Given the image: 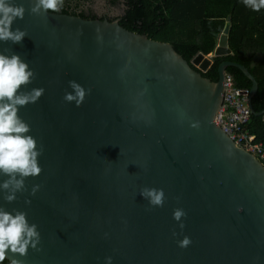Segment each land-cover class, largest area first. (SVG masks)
Listing matches in <instances>:
<instances>
[{
    "label": "water",
    "instance_id": "water-1",
    "mask_svg": "<svg viewBox=\"0 0 264 264\" xmlns=\"http://www.w3.org/2000/svg\"><path fill=\"white\" fill-rule=\"evenodd\" d=\"M32 2L17 0L25 14L12 25L27 35L0 42V51L26 60L35 73L27 87L44 89L18 113L42 146L41 172L0 204L25 211L40 243L5 260L104 264L110 255L112 264H264V165L215 122L227 67L250 80L251 114L264 120V110L251 106L258 85L232 61L219 63L216 81L201 74L231 54L230 16L213 51L188 62L170 43L118 20L31 13ZM69 80L90 90L79 107L63 99ZM145 186L164 190L163 206L148 204L139 193ZM175 208L187 213L183 229ZM185 235L191 243L181 248Z\"/></svg>",
    "mask_w": 264,
    "mask_h": 264
},
{
    "label": "clouds",
    "instance_id": "clouds-1",
    "mask_svg": "<svg viewBox=\"0 0 264 264\" xmlns=\"http://www.w3.org/2000/svg\"><path fill=\"white\" fill-rule=\"evenodd\" d=\"M243 3L253 12L264 9V0H243ZM63 5L64 0H33L29 10L36 14L42 10L59 12ZM24 14L25 7L17 0H0V42L15 44L22 41L26 31L12 25L16 19H23ZM34 77L33 69L19 54L10 49L0 51V196L7 203L14 201L18 192L26 190L27 177H35L41 172L38 157L42 154V146L31 135L30 125L18 114L22 106L35 103L44 92L42 87H27ZM68 85L71 91L65 92L63 99L79 107L90 90L75 80H69ZM38 188L39 185L34 184L31 194H35ZM139 193L150 206H163V189L145 186ZM186 215L183 208L173 210L172 218L181 229L184 227L182 217ZM104 236L107 237L108 233ZM39 243V229L27 219V213L0 204V264H4L11 254L23 256L29 248H37ZM190 243L191 239L186 235L177 241L181 248ZM112 260V256L107 255L104 264H112ZM10 264L22 262L13 256Z\"/></svg>",
    "mask_w": 264,
    "mask_h": 264
},
{
    "label": "trees",
    "instance_id": "trees-1",
    "mask_svg": "<svg viewBox=\"0 0 264 264\" xmlns=\"http://www.w3.org/2000/svg\"><path fill=\"white\" fill-rule=\"evenodd\" d=\"M87 0H64L58 14H67L93 20ZM112 6H122L119 25L160 42L170 43L186 61L199 52L210 54L216 46L214 34H219L230 16L228 47L231 54L215 57L203 77L217 80V66L222 61L243 65L257 82L256 94L251 98L255 112L264 110V9L253 12L243 0H110ZM49 12H52L48 10ZM235 85L249 89L251 82L235 67H227ZM246 130L264 149V120L250 115ZM264 165V156L258 158ZM4 264H10L7 260Z\"/></svg>",
    "mask_w": 264,
    "mask_h": 264
},
{
    "label": "built area",
    "instance_id": "built-area-1",
    "mask_svg": "<svg viewBox=\"0 0 264 264\" xmlns=\"http://www.w3.org/2000/svg\"><path fill=\"white\" fill-rule=\"evenodd\" d=\"M250 115L249 90L237 87L232 77L227 74L223 100L216 113L215 122L237 146L257 158H262L264 156L262 144L246 130Z\"/></svg>",
    "mask_w": 264,
    "mask_h": 264
},
{
    "label": "flooded vegetation",
    "instance_id": "flooded-vegetation-1",
    "mask_svg": "<svg viewBox=\"0 0 264 264\" xmlns=\"http://www.w3.org/2000/svg\"><path fill=\"white\" fill-rule=\"evenodd\" d=\"M103 2L105 4L104 5L105 7L103 6L104 8L102 6L101 7H95L96 6V0L85 1L84 7H90L92 9L95 19H101V20L105 19L108 21L118 20L120 14H121V11H122V6L121 5L117 6V7L112 6L110 4L111 3L110 0H103ZM114 11H116L118 13V15L113 16L112 12H114ZM214 60H215V58H214Z\"/></svg>",
    "mask_w": 264,
    "mask_h": 264
},
{
    "label": "rangeland",
    "instance_id": "rangeland-1",
    "mask_svg": "<svg viewBox=\"0 0 264 264\" xmlns=\"http://www.w3.org/2000/svg\"><path fill=\"white\" fill-rule=\"evenodd\" d=\"M105 4L103 2V0H96V6L95 7H103ZM107 6V5H106ZM105 7V6H104ZM103 7V8H104ZM108 7V6H107ZM114 10V9H113ZM113 15H118V13L116 11L112 12Z\"/></svg>",
    "mask_w": 264,
    "mask_h": 264
}]
</instances>
